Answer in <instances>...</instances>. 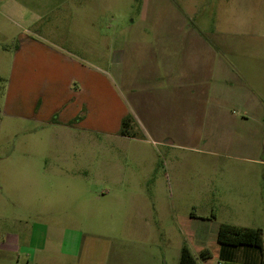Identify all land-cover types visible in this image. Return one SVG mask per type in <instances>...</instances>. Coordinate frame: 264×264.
<instances>
[{
  "label": "rangeland",
  "instance_id": "obj_1",
  "mask_svg": "<svg viewBox=\"0 0 264 264\" xmlns=\"http://www.w3.org/2000/svg\"><path fill=\"white\" fill-rule=\"evenodd\" d=\"M71 78L79 141L46 123ZM130 95L174 98L180 115L121 137ZM249 97L260 105L245 124ZM220 224L259 229L264 258V0H0V241L57 248L71 229L84 264H178L183 246L218 264ZM243 251L236 262L259 261Z\"/></svg>",
  "mask_w": 264,
  "mask_h": 264
},
{
  "label": "crops",
  "instance_id": "obj_2",
  "mask_svg": "<svg viewBox=\"0 0 264 264\" xmlns=\"http://www.w3.org/2000/svg\"><path fill=\"white\" fill-rule=\"evenodd\" d=\"M182 20V19H181ZM200 42L211 50L214 53V47L209 45V43L202 38L201 35L196 36ZM127 53H121L120 57L117 58L113 62V67L118 66V64H122L125 60V56L129 61L131 59L130 56L127 57ZM150 76V75H149ZM151 77V76H150ZM168 79L169 86H176V76L172 77V73L168 72L167 76L163 77ZM72 80L68 79L67 89H66V97L63 99V102L60 106L56 108L55 111L52 112V117L46 120L50 122L51 127L61 126L62 128H66L69 131H73L71 133L75 134L74 138L80 140V137L84 139L85 133V120L86 114L82 109V101L77 97L81 93V88L75 85L74 78ZM74 80V81H73ZM119 83L121 85H126L127 90H129L130 94H132V89L130 85H127V81L123 78H119ZM152 86H160L164 82H153L151 81ZM129 87V88H128ZM174 88L173 90H175ZM178 91V90H177ZM128 108L130 110L129 116L132 118V122L134 125L138 126L141 133L144 134L148 132L147 125L149 126L150 120L154 116L164 117L165 119H170L175 116L180 115V111L177 110L176 100L174 98H160L157 104L151 103L150 99L144 97V99L140 101H136L135 97L130 95ZM260 102L254 98H247L246 101H243V109L238 115L243 123H249L252 121L253 117H255L256 109L259 107ZM141 106V108H140ZM140 108V112L137 108ZM163 108L164 110H160ZM167 110V111H165ZM228 114L226 113V119H222L223 122H228ZM222 114L220 117H223ZM81 134V136H80ZM121 137H125L120 135ZM173 143L172 140H169L167 143L171 145ZM227 144V143H226ZM224 145H222L221 150H223ZM227 149V146L225 145ZM103 196V195H102ZM66 235L59 239L58 247L55 248L51 239L45 240L42 243H24L19 233H13L9 239H2L0 241V251L8 252L10 254H15V264H21L20 257L22 255L27 256V258L31 260H35L37 258L40 264H60L59 262H65V258H78L77 264H84L85 261L82 259V252L84 244H82L81 233L79 231L67 229ZM89 246V245H88ZM88 246H85V251L88 249ZM59 257L57 258L56 257ZM207 253L205 250L201 251V256L206 257ZM98 264H105V260L102 258L98 260ZM219 264V263H218Z\"/></svg>",
  "mask_w": 264,
  "mask_h": 264
},
{
  "label": "trees",
  "instance_id": "obj_3",
  "mask_svg": "<svg viewBox=\"0 0 264 264\" xmlns=\"http://www.w3.org/2000/svg\"><path fill=\"white\" fill-rule=\"evenodd\" d=\"M131 121L130 116L122 119L119 132L121 135H127V127ZM216 241L220 246L218 252L219 264H264V258L262 257L263 240L259 229L220 224L216 233ZM240 247L244 250V255H247L251 249L258 250L260 252L259 261L251 263L236 262L235 251ZM178 264H196L190 251L185 246L180 250Z\"/></svg>",
  "mask_w": 264,
  "mask_h": 264
}]
</instances>
